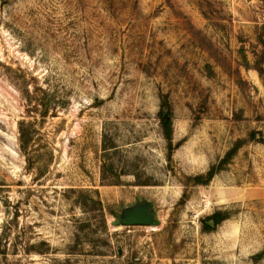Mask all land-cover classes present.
I'll return each instance as SVG.
<instances>
[{"label": "rangeland", "instance_id": "374dc122", "mask_svg": "<svg viewBox=\"0 0 264 264\" xmlns=\"http://www.w3.org/2000/svg\"><path fill=\"white\" fill-rule=\"evenodd\" d=\"M259 60L264 0H0V264H264Z\"/></svg>", "mask_w": 264, "mask_h": 264}, {"label": "trees", "instance_id": "16d2710c", "mask_svg": "<svg viewBox=\"0 0 264 264\" xmlns=\"http://www.w3.org/2000/svg\"><path fill=\"white\" fill-rule=\"evenodd\" d=\"M259 63H256L255 69L256 71L261 74L262 69L259 67L260 64H264V60H259ZM245 62V67L246 66ZM160 100L162 102L163 107L165 109H168L165 103V96L160 94ZM159 124L162 132V136L164 140L166 141V148H167V157L168 159H171V151L173 148H176L178 144H176L174 147L172 146V129H171V116L167 119H164L162 116V113H159ZM25 135L21 132L20 134V142H21V148H25L27 146V139H24ZM241 142H237L226 154L223 156V158L218 162L216 166H211L209 170L205 173L204 176H194L192 178L188 177L187 181L192 185V186H198V185H208V183L212 180V178L219 173L220 171L223 170L224 166H226L232 159V157L235 155L237 149L240 147ZM228 213L225 212H218L210 217L207 218V220H213L214 226L218 225L221 221L227 219ZM212 228H209L207 225L203 224V230L207 231ZM4 250H2V254H4ZM261 255H258L257 258H260Z\"/></svg>", "mask_w": 264, "mask_h": 264}, {"label": "water", "instance_id": "95a60500", "mask_svg": "<svg viewBox=\"0 0 264 264\" xmlns=\"http://www.w3.org/2000/svg\"><path fill=\"white\" fill-rule=\"evenodd\" d=\"M163 118H168L166 112H163ZM158 224L159 222L155 211L147 203H138L131 208L122 210L121 215L111 223L115 227L158 226ZM211 225L209 223V226Z\"/></svg>", "mask_w": 264, "mask_h": 264}, {"label": "flooded vegetation", "instance_id": "af4514ba", "mask_svg": "<svg viewBox=\"0 0 264 264\" xmlns=\"http://www.w3.org/2000/svg\"><path fill=\"white\" fill-rule=\"evenodd\" d=\"M211 216H212V215H211ZM114 218L116 219L117 216H114ZM209 223H211L212 225L209 226ZM204 224L207 225L209 228H214L213 220H209V221H208V220L206 219V221L204 222Z\"/></svg>", "mask_w": 264, "mask_h": 264}, {"label": "bare ground", "instance_id": "6f19581e", "mask_svg": "<svg viewBox=\"0 0 264 264\" xmlns=\"http://www.w3.org/2000/svg\"><path fill=\"white\" fill-rule=\"evenodd\" d=\"M151 228H156L155 226H151Z\"/></svg>", "mask_w": 264, "mask_h": 264}]
</instances>
